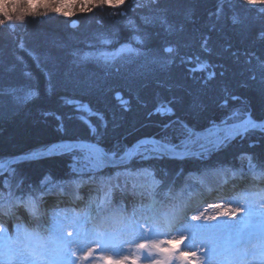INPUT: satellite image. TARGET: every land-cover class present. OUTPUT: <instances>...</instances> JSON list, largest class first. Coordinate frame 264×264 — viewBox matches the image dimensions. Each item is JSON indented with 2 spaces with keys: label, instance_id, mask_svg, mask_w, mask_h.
Wrapping results in <instances>:
<instances>
[{
  "label": "trees",
  "instance_id": "16d2710c",
  "mask_svg": "<svg viewBox=\"0 0 264 264\" xmlns=\"http://www.w3.org/2000/svg\"><path fill=\"white\" fill-rule=\"evenodd\" d=\"M125 1L122 7L109 9L101 6L91 7L71 13L67 19L52 11L47 12V15L30 16L23 22L19 32L13 31L12 35L17 37L26 34L27 39L33 41L25 44L26 49L33 53L48 52L49 57H45L46 61L49 59L60 61L63 53H59L56 48L48 51L46 46L49 41L67 44L66 48L75 45L71 40L76 32L75 27L71 28L68 23L71 18L81 24L79 27L86 35V42L89 41L88 36L96 31H106L111 39L116 34L123 41H129L131 32L124 26V21L135 19L138 35L144 41L143 45H138L142 51L170 57L174 54L162 51L163 47L170 45L178 48L180 56L187 54L193 57V62L184 64L176 58L167 66L161 67L152 63L150 56L131 57L117 64L113 62L109 65L101 63L89 65L88 71L91 76L85 81L81 80V77L78 78L80 73H67L69 67L62 73V67L66 65L64 61L56 64L59 65L56 68L40 61V66L37 67L38 59L32 60L25 52L18 51V46L14 48V45L22 41L17 39L10 43L13 49L11 55L14 57L18 55L24 59L23 66L28 81H11L7 85L27 86L38 91L39 95L20 106L15 105L8 96H5L8 97L6 100L0 102V161L30 151L43 150L55 143L80 138L99 140L108 150L118 147L121 142L126 146L131 145L144 136L157 138L166 136L173 140L180 132L176 124L171 126L174 134L161 127L170 117H172L170 120H181L189 126L204 128L210 121L225 115L227 109L221 106V102L228 93H234L249 101L255 118L264 116V91L258 79L255 82L249 79L248 69L251 65L246 62L250 57L253 65L257 62V57L264 59V39L260 38L261 30H264V7L260 3L253 7L244 5L243 0ZM40 2L49 3V0ZM150 10H159L160 17L143 24L139 18L144 16L150 18ZM123 11L127 16L122 15ZM2 35L0 34L1 42ZM202 38H207L210 52L202 51ZM197 58L207 60L209 67L205 71L192 73L188 69L194 66ZM210 72H215V76L207 79ZM45 73L51 75L55 85L51 93L46 91ZM12 74L17 75V72ZM85 78L87 76H84ZM117 91L127 99L126 107L115 100L114 95ZM65 96L79 98L87 103L103 116L106 127L98 124L101 120L97 116H90L89 119L96 126L98 133L94 136L91 130L76 118L73 109L63 103L61 98ZM162 103H167L174 115L152 114L156 106ZM192 104L200 107L197 114L188 110ZM228 106L242 107L240 103L232 101ZM45 112L52 114L45 115ZM57 114L63 118L62 121L55 118ZM253 135L257 137V142L251 144L255 145L254 147H250L248 143L245 145L237 143L234 150L235 152L238 150V153H222L212 161L231 167L237 155L243 153L255 158L253 164H264V132L255 131ZM73 156L72 153H64L15 162L12 167L18 169V175L11 179V183L15 185L18 179L23 178L22 188L26 189L28 185H32L39 189L40 181L45 176L51 177L53 181L74 178L79 174L73 172L75 166ZM154 161L157 165L146 160L140 162L132 160L121 168L105 167L99 171V176H95L94 181L100 183L102 178L106 179L109 176L115 178V173L123 171L124 167L132 169L133 172L138 169H149L152 175L146 176L143 185L148 186L147 193L160 197L163 190L178 178H172L176 171L187 170L194 163L193 157L182 159L165 157ZM161 167L167 172L168 179L160 173ZM85 175L90 176L91 173ZM114 178L112 182H115ZM132 178L139 180L141 176L134 175Z\"/></svg>",
  "mask_w": 264,
  "mask_h": 264
},
{
  "label": "snow or ice",
  "instance_id": "6c2138e0",
  "mask_svg": "<svg viewBox=\"0 0 264 264\" xmlns=\"http://www.w3.org/2000/svg\"><path fill=\"white\" fill-rule=\"evenodd\" d=\"M58 2L59 0L51 3H33L31 0L26 6H20L24 9L23 11L18 8L13 13L2 12L0 13L2 17L0 18V29L14 30L16 27L14 22L23 24L26 17L47 15L48 10L60 13V7L56 6ZM96 2L111 7H120L124 0H96ZM256 3L257 0H243V4L247 6L255 7ZM260 4L264 7V0H260ZM41 9L45 11L42 13ZM63 15L68 17L71 14L64 12ZM134 31L138 29L134 28ZM260 38L264 39V30H261ZM202 40V51L210 52L207 38H202ZM133 42L137 45L144 44L140 37L134 36L132 41L121 45L115 52H89L85 53L81 59H95L109 65L118 56L126 54L128 57L150 56L151 62L161 67L167 66L176 58L184 64L193 62V57L187 54L180 56L176 47H163L164 53L174 55L161 57L157 53H146L139 47H132ZM103 43H110V41L104 40ZM256 61L254 65L251 57L246 61L251 65L248 69L249 79L253 82L258 79L264 91V59L257 57ZM208 67L207 60L197 58L194 66L188 71L195 73L205 71ZM45 75L47 78L46 91L51 93L55 85L51 75L48 73ZM214 76L215 72H210L207 79H212ZM38 95V91L27 86L0 85V100L8 96L17 106L27 104ZM117 98L122 99L119 93H117ZM61 99L64 104L71 106L76 118L80 119L94 136L98 135L96 126L92 124L89 117L97 116L103 121L100 113L73 97L65 96ZM230 101L240 103L242 107L226 111L219 121L212 120L204 128L189 126L179 120L165 124V129L173 124L180 126L179 135L175 138L178 142L166 136L159 139L145 137L133 145L108 150L101 145L99 140L80 138L62 141L58 145L30 151L12 159L21 162L45 155L73 153L75 161L73 172L80 175L91 173L90 180L92 181L95 179V174L105 167L121 168L134 158L140 160L165 157L181 159L197 156L199 159H204L211 152L224 150L237 138L244 139L250 132L264 131V117L255 118L253 116L249 101L234 93H228L222 99L221 106L228 109ZM44 114L51 115L52 113L45 112ZM152 114L174 115L167 103L158 104ZM55 118L58 121L63 119L58 114ZM104 126L106 127V122ZM254 146L250 145V147ZM247 159L250 169H261L254 174L264 177V164H253L255 158L251 155L247 156ZM217 170L225 175L231 171L223 166ZM17 175L18 169L12 167L10 163L0 165V264H78V261L80 264H137L139 256L131 259L127 255L122 258H113L105 254L111 252L121 257L125 244H135L136 250L146 254L145 259L151 258L152 264H231L232 250L247 245L253 238L256 239L261 249V264H264V210L257 211L247 194L227 200L228 205L241 204L240 207L226 206V203L221 200L208 204L204 211L198 207H190L183 200L180 203L170 204L166 210L160 211L159 202L153 194L150 203L141 205L140 211L147 212V215L137 218L134 208L131 218L126 217L120 222L119 227H114V222L104 215L105 208H102L101 204L109 205L114 192L119 191L126 194L127 185L112 184L113 176L102 178L100 181L102 187L105 184L110 185L104 191L102 199L99 194L100 189L96 191L95 196L91 192L86 194L89 201L88 211L78 214L74 210L47 206L45 197L53 193L50 188L44 186L51 185L62 189V183H56L51 177L45 176L40 181L39 189L32 185H28L25 189L21 187L24 184L23 178L18 179L15 185L11 183V179ZM134 175L151 176L152 173L149 169H138L133 172L127 167L115 173V177ZM239 175L237 172H232L233 177ZM72 183L77 189L81 186L79 181ZM73 195L75 199H82L78 191ZM93 209H95V214H93ZM208 209H211L214 214L207 215ZM189 212L195 214L189 217ZM68 228L72 231H67ZM161 235L170 238L155 239ZM140 240L148 242H138ZM93 244L96 247H93ZM182 248L189 250L185 251ZM77 253L80 255L77 256ZM94 253H100L98 258L93 256Z\"/></svg>",
  "mask_w": 264,
  "mask_h": 264
},
{
  "label": "rangeland",
  "instance_id": "374dc122",
  "mask_svg": "<svg viewBox=\"0 0 264 264\" xmlns=\"http://www.w3.org/2000/svg\"><path fill=\"white\" fill-rule=\"evenodd\" d=\"M31 2V0H0V5H7V10H4L3 8H0V13L2 12H8V13H13L16 12L17 9L19 8L21 11H23V8H20L21 5H27ZM33 3H38L40 2V0H32ZM54 2V0H49V3ZM125 0L124 3L120 6H124L125 5ZM257 3H260V0H257ZM256 3V4H257ZM57 7H60L61 11L60 13H56L53 12L54 14H60L61 17L64 18H68L65 15H63L64 12H69L70 14L74 13V12H78V11H82V10H86L88 8L91 9L96 7V6H101V7H105V8H111V6H107L104 4H97L96 0H59V2L56 4ZM45 10L41 9V12L43 13ZM51 10H48L47 12H49ZM123 15L125 14V11H123ZM127 16V15H124ZM154 16V18H153ZM30 17V16H28ZM26 17L25 20L28 18ZM149 17L150 18H145V16L143 18H139V20L144 24L147 21L151 20H157L160 17V11H155V10H150L149 11ZM2 18V17H0ZM125 25L127 27V29L131 32V37L129 39V41H123L119 36H117L116 34L113 36V40L110 38V34L106 33V31H96L95 33L91 34V35H87L89 37V41L86 42V35L83 34L82 28L79 27L81 26V24L79 25V21L76 19L72 18L70 20H68L69 26L71 28H74V32L75 34H73V38H71L72 42H74L75 45H72L69 48H66L65 45L67 44H59L60 42L58 41H49L47 43L48 47V51L49 50H56L60 53L62 52L63 54L60 56L61 60L60 61H56L55 59H52L53 61H51L50 59L48 61L45 60V57H49L48 56V52H43V53H33L32 51H29L28 49L25 48V44H28L29 42H33L32 40H28V36H26V34L23 35H18L17 37L12 35L13 31H18L22 28V24H20L19 22H14L16 24V27L14 30L12 29H0V34H3V41L1 42L0 39V85H7L9 82L14 81V82H23V81H28V75H26L25 71H24V59H21L18 55L16 57H14L13 55H11V52H13V49L10 46V43L16 41L17 39H20L22 41H19L18 45H14V48L18 46L17 50L18 51H23L25 52L26 55L30 56L32 60H34V58H36V60L38 59L39 64L36 63L37 67L40 66V61L45 62L46 64H48L49 66H54L59 67V65H56L58 63H60L61 61L66 62V65L62 67V73L67 69V67H69L66 72L70 73L71 72L73 74H79L80 76H78V78H80L81 80H85L87 81L88 78L91 76V73L88 71V66L91 65H96V64H104L105 63L103 61H97L95 59H81V57L84 56L85 53H89V52H97V51H104V52H108V53H112L115 52L117 49H119L121 47V45L124 44H128L130 41H132V38L134 36H138V31H134L135 29H138L137 24L135 19L133 20H126L124 21ZM84 27V24L83 26ZM23 32V31H21ZM141 38V37H140ZM104 40H108L110 41V43H103ZM79 46V47H76ZM170 46V45H168ZM132 47L136 48L138 47L137 44H135L134 42L132 43ZM58 53V54H59ZM75 54V55H74ZM58 58V57H57ZM131 57H128L126 54L122 55V56H118L114 61L110 62V64H112L113 62L115 64L122 63L123 61H125L126 59H129ZM7 60H11V62L7 61ZM118 60V61H117ZM117 61V62H116ZM8 65V66H7ZM10 71V73H9ZM13 72H17V75L12 74ZM6 73L8 75H6ZM64 73V74H67ZM84 76H87V78L84 79ZM66 79V78H65ZM28 84V83H27ZM82 87H85L84 84H81ZM27 90V89H25ZM117 93H119L120 97H122V99H118L117 98ZM8 97H3L2 100H6ZM115 100L118 101V103L120 105H127V99L125 100L122 93L117 91L115 92L114 95ZM78 100H81L79 98H75ZM0 100V102L2 101ZM82 101V100H81ZM83 102V101H82ZM84 104H86L87 106H89L87 103L83 102ZM70 106V105H68ZM71 107V106H70ZM192 108H194L192 110ZM234 107L228 106V110L232 109ZM239 108V107H237ZM193 111V114H197L198 113V109H200V107H198L197 104H192L191 106L188 107V110ZM196 109V110H195ZM197 112V113H196ZM172 118V117H170ZM170 118L168 119L167 123H170L172 121H177V120H170ZM193 119H195V117H193ZM221 119V117L219 119H217L216 121H219ZM181 121V120H179ZM183 123L186 124V122L181 121ZM98 124L100 125H104L105 121H100L98 122ZM165 125V124H164ZM164 125H162L161 127L164 128ZM175 127V126H174ZM172 127V128H174ZM177 129L180 131V126L176 124ZM169 133L174 134L172 132L171 127L166 129ZM264 132V131H261ZM254 132H250L246 138L244 139H240L237 138L236 140H234L227 148H225L223 151H219L218 152H213L214 153V157L219 156V154L222 153H228V152H235L234 148L237 145V143H241L243 145L245 144H254V142H257V137L255 135H253ZM179 135V134H178ZM174 136L173 137V141L174 142H178L176 141V137L178 136ZM146 137V136H144ZM148 137H153V136H148ZM253 137V138H250ZM157 138V137H156ZM140 139V138H138ZM137 139V140H138ZM159 139V138H157ZM136 140V141H137ZM68 141V140H66ZM135 142V141H134ZM61 143V142H60ZM60 143H55L52 144L48 147H51L53 145H58ZM120 148L125 147L126 145L124 143H119L117 145ZM47 147V148H48ZM114 148V147H113ZM238 147H236L237 149ZM228 149V150H227ZM239 149V148H238ZM239 151L237 150L235 153H238ZM73 154V153H72ZM234 154V153H233ZM209 154H207L206 158L204 159H199V158H193L194 163L192 164V168L191 169H187V170H177L176 171V175L172 176L173 177H179L180 180L177 178L174 181H178V184L175 185H171V186H167L166 187V198L161 201H159V205L160 211H164L168 208V206L170 204H174V203H180L181 197H183V201L187 202V198L190 196L189 200H188V204L190 207L196 208L198 207V204H205V206H207L210 203H214V202H220L221 200H223L226 203V206H230V207H240L241 204H231L228 205L227 204V200L229 199H233V198H237L239 196H241L242 194H247L250 197V201L253 205V207L257 210V211H261L264 210V180H258L259 177L258 176H254L255 172H257L258 170H254V169H249V161L247 160V154H243L241 153L240 155H237L236 160L234 161V163L232 162L230 166L234 167L233 169H230L231 171L225 175L223 172H218V177L215 178H210L207 179L208 181L205 183H199V185H197L196 181L199 180L198 178V174L196 172V170H198V168H203L205 165H208V163H214V161H212L213 156H208ZM154 160L157 159H149L146 161L149 162H154L155 165H157V162H155ZM5 161V160H4ZM3 160L0 161V165H3L4 162ZM141 160L139 158H134L133 162H140ZM145 161V160H143ZM163 162V161H162ZM262 164V163H261ZM197 167V168H196ZM196 168V169H195ZM205 168V167H204ZM229 169V168H228ZM160 173L162 174V176H164V178H167V172L161 168H159ZM232 172H237L240 175L238 177H233L232 176ZM213 174V173H212ZM215 175V174H213ZM252 175V176H251ZM78 177H83L84 175H77ZM76 176V177H77ZM92 176V174L90 175ZM95 176H99V172H97L95 174ZM141 179L139 180H134L131 177L126 178L123 176L120 177H115L114 180L115 182H112V184H116L119 183L121 185H127L126 187V194H122L121 192L117 191L114 192L112 197H111V201L109 205H104L101 204L102 208H105V213L104 215L113 223L114 227H119L120 226V222L123 221L126 217L127 218H131L132 214H133V209H136V215L137 218H139L141 215H147V212H141V205H146L148 203H150V198L147 197V188L148 186L144 187V183L143 180L146 179V176L144 175H140ZM75 178V177H74ZM168 179V178H167ZM227 179H231L230 181H227ZM75 181L74 179L71 180H65V181H61V180H57L56 183H62L63 184V188H54L50 185V189L52 191L53 194L46 196L45 197V201L48 207H52V206H58L60 209H70V210H74L75 213L78 214H83L84 212L88 211V197H87V193L91 192L94 196L96 195V185L95 182H83V187L80 186L79 189L76 188L75 184H73L72 182ZM99 181V180H98ZM218 181H220L219 183H217ZM100 182V181H99ZM47 188V187H46ZM170 190V191H167ZM61 191L63 192V194L61 195ZM79 192V196L82 197V199H75L74 198V193L75 192ZM101 191L102 189H100V198H101ZM133 192H135V194H133ZM146 192V193H145ZM181 194L185 195V199H184V195L182 196ZM188 194V195H187ZM187 195V197H186ZM193 195V196H192ZM146 196V197H145ZM50 199V200H48ZM242 203V202H241ZM93 214H95V209H93ZM194 214V212H189L188 215L189 217ZM207 215H213L214 213L212 212L211 209H209L206 212ZM224 219H228V218H224ZM91 225H89L90 227ZM163 230V229H162ZM67 231H72L71 228H68ZM175 235V234H173ZM127 238V237H126ZM170 237L168 236H158L155 237V239H169ZM138 242H148L145 240H140ZM93 247H96V245H92ZM182 250L188 251L189 249L187 248H182ZM106 255H111L113 256V258H122V256L127 255L129 256V258H135L137 256L140 257V259L137 261V264H152L151 262V258H147L145 259V255L144 253H140L136 250L135 248V244H125L123 246V251L121 253V257H117L115 253H105ZM80 253H77V256H79ZM100 255V253H94L93 256L98 258V256ZM231 264H261V249L258 246V242L256 241L255 238H253V240L248 243L245 246H241L239 248L233 249L231 252ZM78 264H80V262L78 261Z\"/></svg>",
  "mask_w": 264,
  "mask_h": 264
},
{
  "label": "bare ground",
  "instance_id": "6f19581e",
  "mask_svg": "<svg viewBox=\"0 0 264 264\" xmlns=\"http://www.w3.org/2000/svg\"><path fill=\"white\" fill-rule=\"evenodd\" d=\"M225 165H227V164H225ZM221 166L225 167L223 164H220V163H208V165L204 166L205 168L204 167L201 169L198 168V170H196V172L198 171L197 174H198V178H199V180L196 181L197 185L200 186L199 183H205L208 181L207 179L214 178V176H215V178H217L218 177L217 174H218V172H220L217 169H219ZM212 173L215 175H213ZM181 195L183 196L184 194H181ZM187 195H186V197H187ZM184 199H185V195H184ZM48 200H50V199H48ZM181 200H183V197H181ZM198 208L201 211H204L207 208V206H205V204L201 203V204H198Z\"/></svg>",
  "mask_w": 264,
  "mask_h": 264
},
{
  "label": "water",
  "instance_id": "95a60500",
  "mask_svg": "<svg viewBox=\"0 0 264 264\" xmlns=\"http://www.w3.org/2000/svg\"><path fill=\"white\" fill-rule=\"evenodd\" d=\"M264 117V116H263ZM143 138H145V137H142V138H140V139H138V140H141V139H143ZM137 140V141H138ZM137 141H135V142H133L131 145H133V144H135ZM24 155V154H23ZM54 155H60V154H51V155H45V156H42V157H38V158H36V159H40V158H44V157H48V156H54ZM209 155L210 156H213L214 155V153L213 152H211V153H209ZM208 155V156H209ZM216 155V154H215ZM19 156H22V155H17V156H13V157H11V158H9V159H7V160H5L3 163L4 164H8V163H10L11 165L13 164V163H15V162H17L16 160H14V159H12V158H14V157H19ZM189 157H193V158H196L197 156H189ZM213 158H214V156H213ZM182 159V158H181ZM32 160H34V159H32ZM215 163V162H214ZM3 164V165H4ZM192 168V167H191ZM191 168H189V169H191ZM196 169V168H195ZM181 170V169H180ZM179 171V170H178ZM218 183V182H217Z\"/></svg>",
  "mask_w": 264,
  "mask_h": 264
},
{
  "label": "clouds",
  "instance_id": "9594fccd",
  "mask_svg": "<svg viewBox=\"0 0 264 264\" xmlns=\"http://www.w3.org/2000/svg\"><path fill=\"white\" fill-rule=\"evenodd\" d=\"M0 8H3L4 10H7V5H0Z\"/></svg>",
  "mask_w": 264,
  "mask_h": 264
}]
</instances>
